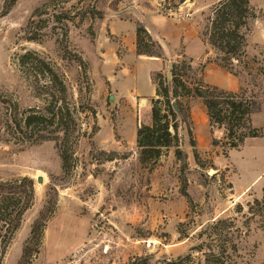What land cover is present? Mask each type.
<instances>
[{
  "label": "rangeland",
  "instance_id": "obj_1",
  "mask_svg": "<svg viewBox=\"0 0 264 264\" xmlns=\"http://www.w3.org/2000/svg\"><path fill=\"white\" fill-rule=\"evenodd\" d=\"M217 1L16 0L5 10V0H0V92L12 95L23 107L40 105L17 61L20 53L36 50L64 73L75 98L80 89L78 106H91L94 111L81 113L82 136L73 146L66 170L53 140L32 145L0 140V180L27 176L35 189L33 204L19 228L5 249L0 246V264H18L41 212L43 232L27 258L30 264H160L164 258L186 254L196 242L195 233L214 218L237 216L240 209L246 213L248 203L262 199L264 104L252 115L261 136L227 149L222 131H211L202 100L181 98L189 110L202 168L195 161L185 129L179 130L180 147L186 154L184 169L173 148L164 150L154 163L143 164L138 159L136 130L150 123L154 95H131L135 89L141 94L148 86V59L137 58L135 37L129 29L115 33L111 24L126 19L135 32L139 21L147 24L140 10L152 4L151 10L145 8L147 14L163 18L157 27H147L156 37L166 39L161 66L153 73L166 75L168 61L179 66L189 63L195 76L205 82L208 75L225 84L221 73L208 68L209 63L217 65L221 56L205 36ZM249 1L257 17L247 32L243 59L247 66L234 61L233 69L239 73L238 85L261 94L264 76L257 69L264 71V0ZM90 6L103 17L81 18ZM36 8L39 11L33 15ZM65 9L75 14L66 35L51 16ZM29 18L39 34H45L40 41L26 39ZM205 43L213 53L207 55ZM79 57L85 62V74L78 67ZM180 72L183 79L191 80L184 68ZM213 138L217 139L214 146L210 144ZM249 228L240 245L239 264H264L261 218H253Z\"/></svg>",
  "mask_w": 264,
  "mask_h": 264
},
{
  "label": "trees",
  "instance_id": "obj_2",
  "mask_svg": "<svg viewBox=\"0 0 264 264\" xmlns=\"http://www.w3.org/2000/svg\"><path fill=\"white\" fill-rule=\"evenodd\" d=\"M16 0H5V10L12 7ZM184 0H179V3ZM175 8V5L172 6ZM170 9V8H169ZM39 11H33L35 15ZM70 10L53 14L52 21L61 23L64 35L67 33L68 22L74 19ZM102 18L94 6L87 7L81 18ZM256 11L249 0H218L211 11L207 32V43L221 56L217 65L239 80V73L234 71L233 62L246 67L245 47L249 24L256 19ZM80 18V19H81ZM53 26L52 30H54ZM26 39L40 41L45 34H39L35 21L29 18L26 25ZM40 29V28H39ZM135 48L137 55L162 57L163 48L138 22L135 30ZM256 58H253V61ZM21 72L30 83L33 97L40 105L23 107L12 98V95L0 92V140L5 143L37 144L53 140L56 143L64 170L70 167L73 157V146L82 136L81 113L93 108L78 106V97L55 64L36 50H26L17 57ZM78 67L86 73L85 62L79 57ZM191 62V59H189ZM181 68L189 74L190 81L183 79ZM264 76L263 69H257ZM250 74V73H249ZM171 79L166 75L152 73L151 81L155 87L151 99L150 123L141 124L136 130V146L140 163H154L164 150L174 149L175 158L186 164V154L181 149L179 130L185 129L193 155L200 167L201 158L197 151L196 139L193 136L189 110L181 102V98L196 97L202 100L208 124L222 131V143L225 148L235 149L247 138L261 136V128L254 127L252 115L260 111L264 104V90L254 92L242 85L231 90L205 82L195 76L192 66L187 63L179 66L172 62ZM82 105V104H80ZM176 107V109L174 108ZM74 133V134H73ZM213 138L211 145H216ZM202 168V167H201ZM214 175V174H213ZM184 195L188 196L186 190ZM35 197L34 182L27 176L0 180V246L8 245L15 231L19 228L24 213L31 207ZM237 210V216L214 218L195 233V244L189 251L176 258H164L160 264H239L240 245L248 234L249 224L253 218L260 217L264 226V194L262 199H254L247 204V212ZM242 220L240 221L239 218ZM44 219L42 212L31 228V235L26 242L21 260L18 264H30L29 255L32 246L37 245L43 232ZM199 255L198 257L194 254ZM145 258H140L143 260Z\"/></svg>",
  "mask_w": 264,
  "mask_h": 264
},
{
  "label": "crops",
  "instance_id": "obj_3",
  "mask_svg": "<svg viewBox=\"0 0 264 264\" xmlns=\"http://www.w3.org/2000/svg\"><path fill=\"white\" fill-rule=\"evenodd\" d=\"M151 7L152 4H151ZM150 7V8H151ZM145 8H148V7H145ZM144 8L141 9V16L143 17L144 20L147 21V24L149 26H151L152 28H155L159 25V23L162 21V18L163 16L159 15V14H147V10H151L150 8H148L147 10ZM146 18V19H145ZM140 22V21H139ZM142 23V22H140ZM144 24V23H142ZM147 24H144V26L147 28L148 32L151 34V36L156 39L162 46V48L164 49V46H163V42H166L164 36L161 37H156L153 32L147 27ZM111 27L112 29L114 30L113 32L115 33H121L123 32L125 29H129V31L131 32V35L132 37H135V32H134V28L132 26V23L129 21V20H124V19H119V20H116L113 22V24H111ZM181 32V31H180ZM182 33L179 34V36H181ZM206 44V43H205ZM204 47H209L208 44H206V46ZM208 49V48H207ZM133 50V48H131V51ZM134 50H135V54H136V48L134 46ZM213 53V49H211L209 47V52L207 53L210 54V53ZM137 58H144V59H148L147 63H148V74H149V83H148V86L146 88L143 89L142 93L138 94V89H137V92H136V89H135V95H131V97H138V95H143V96H147V97H151L152 95L155 94V87L154 85L152 84V81H151V75L154 71L158 70L161 66V58L159 57H151V56H146V55H137ZM160 61V64L159 62ZM209 70H212V71H215V72H219L221 73V76H222V79H225L224 82L225 84H222V83H219L218 81H215L213 80L212 78H210V76L206 75L207 77V83H210V84H214V85H218L220 87H223V88H226V89H231V90H235L237 89L238 87V80L236 77H234L233 75H231L230 73L222 70V68H220L219 66L215 65L213 62L212 63H209V66H208ZM208 70V69H207ZM121 71H123V69H121ZM210 78V79H209ZM229 82H228V81ZM228 82V84H227Z\"/></svg>",
  "mask_w": 264,
  "mask_h": 264
},
{
  "label": "water",
  "instance_id": "obj_4",
  "mask_svg": "<svg viewBox=\"0 0 264 264\" xmlns=\"http://www.w3.org/2000/svg\"><path fill=\"white\" fill-rule=\"evenodd\" d=\"M171 67H172V62L171 61H168L167 62V67H166V77H167V79L168 80H170L171 79ZM174 108L176 109V107L174 106ZM42 181V179H41V177H38L37 178V182H41Z\"/></svg>",
  "mask_w": 264,
  "mask_h": 264
}]
</instances>
